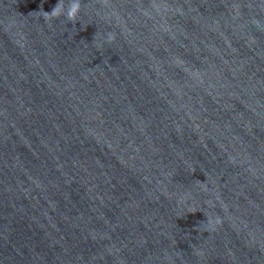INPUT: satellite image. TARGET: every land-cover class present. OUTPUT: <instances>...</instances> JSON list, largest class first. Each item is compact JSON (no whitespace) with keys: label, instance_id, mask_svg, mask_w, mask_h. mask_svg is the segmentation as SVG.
<instances>
[{"label":"water","instance_id":"obj_1","mask_svg":"<svg viewBox=\"0 0 264 264\" xmlns=\"http://www.w3.org/2000/svg\"><path fill=\"white\" fill-rule=\"evenodd\" d=\"M0 264H264V0H0Z\"/></svg>","mask_w":264,"mask_h":264},{"label":"clouds","instance_id":"obj_2","mask_svg":"<svg viewBox=\"0 0 264 264\" xmlns=\"http://www.w3.org/2000/svg\"><path fill=\"white\" fill-rule=\"evenodd\" d=\"M77 10H78V6H73L72 8H70L68 11H67V15L69 18L73 17L76 15L77 13Z\"/></svg>","mask_w":264,"mask_h":264}]
</instances>
